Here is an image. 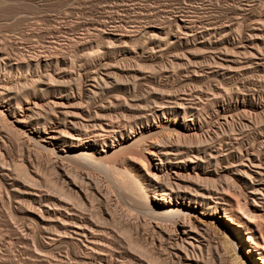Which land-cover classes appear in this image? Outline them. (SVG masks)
Here are the masks:
<instances>
[{
    "label": "bare ground",
    "instance_id": "6f19581e",
    "mask_svg": "<svg viewBox=\"0 0 264 264\" xmlns=\"http://www.w3.org/2000/svg\"><path fill=\"white\" fill-rule=\"evenodd\" d=\"M237 3L211 16L180 4L135 26L119 21L129 20L124 7L81 23L78 36L66 29V42L62 27L46 29L25 53L11 47L16 34L0 29V201L24 219L20 238L39 234V225L45 247L78 246L75 264H264V0ZM19 8L2 21L38 23ZM11 141L62 177L72 175L67 162L89 167V190L74 178L66 195L88 205L78 210L44 193L35 161L3 156ZM97 169L135 200L139 209L128 215L143 217H124L123 240L112 228L110 191L91 179Z\"/></svg>",
    "mask_w": 264,
    "mask_h": 264
},
{
    "label": "rangeland",
    "instance_id": "374dc122",
    "mask_svg": "<svg viewBox=\"0 0 264 264\" xmlns=\"http://www.w3.org/2000/svg\"><path fill=\"white\" fill-rule=\"evenodd\" d=\"M237 2H238V0H228V1H224V3L221 0H219V2H218V0H0V29L2 32L3 31L6 32L8 29V31H11L12 34H16V35H14L15 40H13L11 47H13V49L16 50L18 47H20L22 45L23 48H21V47L18 48V51L20 49V51H22V53H25L27 50L31 51L32 48L35 46V44H37V46H38L39 45L38 42L41 43L44 41L45 38L43 37V32L46 29L52 30L56 26L62 27V28H60L61 32H62L61 36H60V41L66 42L65 38H66V35H68L66 33V31H68V30H66V29L71 28L74 31V32L72 31L73 34L79 35L80 32H82L83 29L85 28V27L82 28L83 26L81 25V23L86 22L85 24L88 23V25H89L90 21L95 22L96 20L103 19L104 18L103 16L106 13L108 15H113L115 17L121 16V15L125 14V12L123 11L124 7H128V12H127L126 16L129 17V20H119V21H121V23L123 25L135 26V24H137L138 22H141V23L146 22V20L149 17L155 18L156 20L161 19L162 17L165 16L164 14L166 12L165 10L163 11V9H167V10L173 9L174 7H176L177 5H180V4H183V5H186V4L192 5L193 4V7L195 8L196 14H199V15L203 14V16H204V14L206 13L205 15L211 16L212 13L216 14L217 11L220 10L221 5L225 6V7H233L234 5L238 4ZM17 6H19L20 8ZM218 7H219V9H218ZM18 8H19V10L26 11L27 14H29L28 15L29 17L38 16L40 18L38 21L39 24L38 23L32 24L30 21H25V22H22L21 24H15V22L12 21V24H13L12 25L9 22L7 24V23L2 21V19L5 18V16L9 17V19L12 18V15H11L12 12L14 10H18ZM21 8H23V9H21ZM215 10H217V11H215ZM206 11H208V12H206ZM10 15H11V17H10ZM63 15L65 16L64 22L61 21L62 20L61 17ZM131 20H133V21H131ZM79 23H80V25H78ZM17 25H19V27ZM33 27H35V28H33ZM22 30H24L23 32H26V33H24L26 36L23 34L19 35V33ZM62 30L65 32H63ZM55 70H51L50 71L51 74H54ZM52 88H56V89H54V90L51 89L50 93L53 95H56L57 91H58V87L56 85H53ZM37 97L40 98L41 96L38 95ZM72 101H73V103H75V104H73L74 109L83 107V105L76 104V102H74V100H72ZM72 117L73 116H71V115L69 116V118H72ZM81 119L82 118H80L79 120H81ZM168 122L170 123L171 126H174V127H177L179 124V123H176L178 121H174V120H170ZM66 139H67L66 141H69V142L70 141H76V139H72V138H66ZM11 142H9V144H7V146L4 147V149L2 150L3 156H5L8 159L10 158L12 161L14 160V162L16 161L15 163H17L18 161H20V163L23 161L28 162L29 158L31 160H33V162L35 161V163L39 165L38 166L40 169L39 171L42 174H44L43 179L45 178V180H46L45 181L42 179L43 181L40 180L41 183H39L40 186L44 185L43 190H42L44 193L54 194L56 196V198H61V200L69 202L70 205H73L78 210H81V208L84 207L83 203L88 205L87 204L88 200L86 199V197L80 196L81 198L71 197V199H68L66 195L71 190H73V188L71 187V183L73 182L72 179H74V178L77 179V181H78L77 183L80 186H82V188L84 190L85 189L89 190V167L88 168H86V167L78 168V169H75L78 171H75L74 166H78V164H75L72 162L71 163L69 162L70 163L69 164L67 162V163H65V164H67V166L66 165L65 166L68 168L70 166V169H68V170L70 171L69 174H71V172H72V175L70 177H67V178L65 176L62 177L61 175H59L57 173L58 171H56V170H58V169L55 167H52L53 165L51 164L50 161H48L46 159L42 160L41 158L38 159L34 155V152L31 149L28 150V148H26L24 146L23 147L15 146L16 145L15 142H13V141H11ZM22 151H23V153H22ZM28 153H29V155H28ZM35 158H37V159H35ZM21 159H24V160H21ZM71 165L73 168H71ZM16 169H17V167H16ZM18 171H20V169ZM17 173H19V172H17ZM90 174H91L90 175L91 179H93V181L95 180L96 183H97V181H99L98 183L100 184L101 187L104 186L103 188L106 191H108V190L110 191V192H108V193H110L109 194L110 198H111L110 202L112 201L111 202L112 204H110L111 205L110 207L113 210L114 209L116 210V218L118 221L117 223L112 225L113 226L112 228H115L114 230L118 233V235L122 234L119 236L120 239L121 238H122V240H123V238L125 239V234L120 233L119 223L120 222L122 223L125 220V218L127 219L128 217L132 220H136L134 218L136 217V215L139 214V211H136L135 216H132V218H131V216L128 215L129 209H127V208L132 207V208H130V214H131V209H132V212H133V208H134V210L139 209L137 207V203L135 202V200L127 199L125 197L127 195L123 194L124 192L122 193V191H120L119 188L117 190V186L115 185L114 178L110 174L108 175L107 173H105L103 170H100V169L99 170L98 169L92 170V172L90 171ZM92 177H94V178H92ZM96 178H97V180H96ZM107 181H108V184H110V182H111V184L113 183V185L106 184ZM35 183L37 184L38 182H35ZM60 186L64 187V192H62L60 190ZM108 186H110V187H108ZM113 190H115L116 193ZM129 200H130V202H128ZM132 201L135 202L134 206L132 204L134 202H132ZM41 205H43V204H41ZM9 208H10L9 205L6 202L0 201V236L2 238V239L0 238V264H54V263H67V264L72 263V264H75V263H77V261H76V259H74L73 255L75 254V251H76V253H80L78 246L76 244H73V242H71V241H68V242L66 241L61 247H57V248L56 247H53V248L45 247L44 245H42L40 243V239L44 236H43V234L40 233V226L39 225H34L35 230L39 231V234L32 233L33 236L30 234L28 236L29 238L27 239V241H24L22 238H20L22 233H23V230L21 229L22 227L20 228V226H21L20 221L23 222L24 219L21 220L20 219L21 217H18V216H17L18 217L17 218L16 214H15V217H16L15 218L14 213H12L13 211L11 210L12 211L11 212ZM42 208H44V206H42ZM86 213L89 214V211H87ZM119 215H120V217H119ZM121 215L123 216V218L124 217L125 218L123 219ZM139 216H140V214L137 217H139ZM199 216H201V217H199L200 219H198V220H201V218H202V219H205L204 221H206V222L209 221L210 217H211L207 213H199ZM142 218L143 217L141 215L139 217V219L142 220ZM14 219L16 222L13 221ZM18 220H19V222H18ZM219 220H220V217H219ZM12 222H14V223H12ZM163 223L161 225L165 229L170 226L169 223H167V222L164 224ZM51 228H53V227H51ZM20 230H22V231H20ZM34 234H35V237H34ZM140 234H138L137 236L134 237V240L130 244V247L132 246V248H134L136 246V243L138 244L139 242L140 243L142 242L141 240H142V237L144 236L143 231ZM18 236H19V239H18ZM121 236H124V237H121ZM238 242L240 244L239 240H238ZM148 243H149V245H148ZM125 244H128V242H125ZM151 244L152 243L150 242V240H148L146 247L149 250L151 248H153ZM147 248H145V250L142 249L143 250L142 253L146 254L145 257L147 260H149L150 258L147 256V252L149 250ZM28 249H30V250H28ZM241 249H242V251H241L242 256L243 257L245 256V258H246V256H248L247 249L244 248V245H242V244H241ZM132 250L137 252L135 249H132ZM37 253L38 254L40 253L42 255L41 256L42 259L39 258L41 261H39V259L37 257V255H38ZM60 253H61L62 258L59 256ZM59 257H60V259H59ZM249 259H251L253 262H256L251 257ZM153 264H155V263H153ZM157 264H160V263H157ZM256 264H261V263H256Z\"/></svg>",
    "mask_w": 264,
    "mask_h": 264
}]
</instances>
